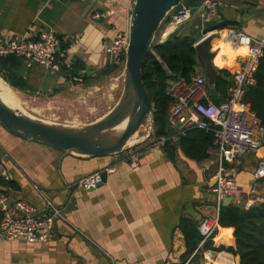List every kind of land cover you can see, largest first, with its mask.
<instances>
[{
    "label": "crops",
    "instance_id": "obj_1",
    "mask_svg": "<svg viewBox=\"0 0 264 264\" xmlns=\"http://www.w3.org/2000/svg\"><path fill=\"white\" fill-rule=\"evenodd\" d=\"M133 3L134 0H0V32L5 39H36L41 32L53 30L61 39V47L64 45L62 58L68 65L80 61L95 76L117 66L112 74L85 85L89 87L113 75L121 78V65L107 52V46L118 32L129 28ZM198 14L187 24L201 31ZM225 20L237 24L212 30L210 33L216 35L211 50L216 51L214 65L233 74L240 65V54L229 64L216 62L226 34L237 28L254 38H264V0H223L207 28ZM177 27L170 21L161 41ZM25 62L21 72L35 92L16 89L0 76L19 94L14 102L20 97L31 102L37 95L52 96L59 85H65L58 71ZM199 74L206 76L196 72ZM209 90L216 102L224 100L221 94L210 87ZM256 135L262 148L226 165L234 170L233 175L246 192L258 163L264 159V131L258 129ZM150 142L142 141L117 154L90 157L19 137L0 124V164L10 175L1 186L11 204L23 200L40 213L47 210L48 204L62 210L47 241L0 243V264H240V256L230 250L235 247V238L221 226L208 240L207 248L206 241L201 242L185 256L181 220L190 219L198 225L203 217L216 212V153L211 148L209 158L197 161L180 148L172 156L163 148L155 151ZM132 161L139 162V169L132 170ZM110 166L114 172L108 173L107 181L97 189L87 191L78 185L83 177ZM260 196H264V179L256 197Z\"/></svg>",
    "mask_w": 264,
    "mask_h": 264
},
{
    "label": "built area",
    "instance_id": "obj_2",
    "mask_svg": "<svg viewBox=\"0 0 264 264\" xmlns=\"http://www.w3.org/2000/svg\"><path fill=\"white\" fill-rule=\"evenodd\" d=\"M222 4L223 0H203L197 7L198 26L201 30L206 29L214 20ZM193 8L180 4L171 11V21L177 26L183 22L189 23L198 13L191 15ZM210 34L212 33L203 35L200 41ZM129 41V28L121 30L107 46V52L120 63L121 56L126 54ZM226 41L232 46L246 49L245 53L239 55L240 65L233 73V83L226 99L216 102L212 98L207 78L203 74L194 76L191 82L182 79L172 84L167 91L171 97L169 119L172 125L181 133H185L186 129L199 127L214 134L212 149L218 158L217 183L213 188L216 212L199 221L198 229L203 236L202 242L213 238L220 229L219 214L225 197H232V202L238 203L248 195L244 200L248 207L258 200H264V196L256 197L259 193V183L264 179V159L258 163L247 192L239 186L233 175L234 170L226 166L227 163L257 153L262 148V141L256 132L258 129L264 131V126L260 124L249 105L244 103L243 97L246 86L255 83L254 75L261 57L264 56V38H254L237 28H231L226 34ZM10 55L24 58L52 71H59L60 58L64 53L61 50V39L53 30L41 32L36 39H5L0 32V56ZM166 140L162 137L151 144V148L155 151L161 150ZM139 167V162H131L132 170ZM114 170L115 168L110 166L96 171L80 179L78 185L87 191L95 190L103 184L104 173H112ZM1 178H10L3 164H0ZM0 210L3 212L0 243L15 240L43 243L51 237L56 217L62 212L49 204L47 210L42 213L34 205L23 200L11 204L9 195L1 185Z\"/></svg>",
    "mask_w": 264,
    "mask_h": 264
},
{
    "label": "trees",
    "instance_id": "obj_3",
    "mask_svg": "<svg viewBox=\"0 0 264 264\" xmlns=\"http://www.w3.org/2000/svg\"><path fill=\"white\" fill-rule=\"evenodd\" d=\"M203 0H183L181 4L188 7H199ZM171 21V12L161 23L156 32L151 49L144 64V82L153 104V132L150 136L151 142L158 141L162 137L167 140L163 149L169 155L175 154L177 149L189 158L201 161L209 158V150L213 148L214 134L199 127L186 129L181 133L177 127L172 125L169 119V106L171 97L167 91L172 84L184 79L191 82L196 75L197 50L195 41L199 37V29L190 28L187 24L181 34L174 40L161 41L164 28ZM192 26V25H191ZM198 26V25H197ZM189 27V28H188ZM221 42H218V45ZM217 45V44H216ZM64 45L61 49L64 50ZM236 54L222 46L216 62L222 65L229 64ZM126 54L121 56L120 65L125 66ZM24 58L10 55L0 56V76L12 87L21 91L35 92L27 78L21 72L26 65ZM59 76L65 78V85H59L53 94L63 90L66 85H91L98 79L112 74L117 66H110L102 71L100 76L90 75L86 66L76 61L71 65L60 58ZM219 76L216 80V93L221 94L223 99L229 95V89L233 83V74L228 69L218 68ZM225 78H224V77ZM255 83L246 86L243 101L264 126V56L261 57L257 71L255 72ZM227 78H230L228 80ZM228 93V94H227ZM149 140V139H148ZM4 179H0V185ZM3 220V212L0 210V227ZM220 226L230 231L235 238V247L230 250L240 256V264H264V200H258L251 206H247L244 200L221 206L219 214ZM180 227L185 234L187 250L185 256L190 255L203 240L198 225L190 219H182ZM208 240L205 242L207 248Z\"/></svg>",
    "mask_w": 264,
    "mask_h": 264
},
{
    "label": "water",
    "instance_id": "obj_4",
    "mask_svg": "<svg viewBox=\"0 0 264 264\" xmlns=\"http://www.w3.org/2000/svg\"><path fill=\"white\" fill-rule=\"evenodd\" d=\"M183 0H134L130 15V41L126 51L124 88L116 105L99 119L82 125L69 126L46 122L13 108L0 98V124L19 137L51 145L64 152L82 156H108L123 152L129 140L138 134L134 145L150 138L153 132V104L144 82V64L161 23ZM197 7L191 10L194 15ZM237 21L225 20L214 26L199 30L197 43V73H205L208 86L216 90L219 70L214 65L216 51L211 50L215 33L203 35L212 30L236 25ZM185 22L167 34L165 40H174L185 29ZM224 77V76H223ZM225 78V77H224ZM230 80V78H227ZM124 125L122 128L121 126ZM143 129L146 134L140 139ZM107 174L103 175V183ZM217 178L214 179V185ZM232 197H225L222 205L232 203Z\"/></svg>",
    "mask_w": 264,
    "mask_h": 264
},
{
    "label": "rangeland",
    "instance_id": "obj_5",
    "mask_svg": "<svg viewBox=\"0 0 264 264\" xmlns=\"http://www.w3.org/2000/svg\"><path fill=\"white\" fill-rule=\"evenodd\" d=\"M124 70L125 66L121 67L119 80L117 75H113L112 78H104L89 87L84 84L66 85L55 95H37L36 98L31 99V102H26L19 96L18 104L15 106L46 122L82 126L99 119L116 105L124 88ZM0 80L6 84L1 78ZM6 86L10 88L7 84ZM145 134V129L140 131V139ZM148 139L151 141L150 138L146 140Z\"/></svg>",
    "mask_w": 264,
    "mask_h": 264
},
{
    "label": "bare ground",
    "instance_id": "obj_6",
    "mask_svg": "<svg viewBox=\"0 0 264 264\" xmlns=\"http://www.w3.org/2000/svg\"><path fill=\"white\" fill-rule=\"evenodd\" d=\"M224 47H226L227 49L232 50L236 55L238 54H243L246 52V49L243 47H235L232 46L229 42L226 41V43H224ZM14 93V94H13ZM15 95L17 96V94L14 92V90H12L11 88H8L6 86V84H4L1 80H0V98L7 103L9 106L13 107V108H18L15 105L18 104V102H14L16 101ZM19 109V108H18ZM125 124H123L121 127L123 128ZM138 141V134L134 135L130 140L128 145H134L135 143H137Z\"/></svg>",
    "mask_w": 264,
    "mask_h": 264
}]
</instances>
